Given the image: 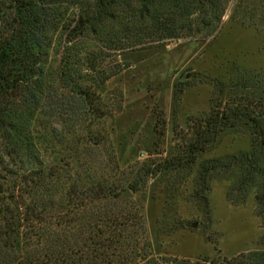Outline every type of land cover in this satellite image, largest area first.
Wrapping results in <instances>:
<instances>
[{"label": "rangeland", "instance_id": "1", "mask_svg": "<svg viewBox=\"0 0 264 264\" xmlns=\"http://www.w3.org/2000/svg\"><path fill=\"white\" fill-rule=\"evenodd\" d=\"M186 1H197L185 20L193 30L186 38L158 44L145 35L144 44L119 56L100 52L95 40L84 41L70 62L73 70L82 60L95 69L80 76L86 98L76 96L62 77L68 55L56 43L44 63L42 103L22 122L23 167L31 180L44 181V197L55 201L53 208L48 205L52 221L68 209L58 201L68 202L70 192H109L127 202L118 208L122 219L103 226L107 235L109 225L111 231L115 223L127 227L118 264H224L264 250L258 245L257 187L248 183L227 198L240 176L247 177L246 164L210 173L205 189L197 182L206 162L233 163L232 157L250 151L246 126L222 133L193 164L181 161L194 121L210 110L215 83H239L238 91L223 95L225 102L234 95L264 96V0ZM8 5L0 0V7ZM108 69L120 72L89 88ZM259 166L264 169V149ZM126 191L129 198L122 201ZM78 198L96 225L117 208L111 197Z\"/></svg>", "mask_w": 264, "mask_h": 264}, {"label": "trees", "instance_id": "2", "mask_svg": "<svg viewBox=\"0 0 264 264\" xmlns=\"http://www.w3.org/2000/svg\"><path fill=\"white\" fill-rule=\"evenodd\" d=\"M6 2L9 3L7 7H0V264H118L117 254L127 227L115 223L111 231L109 225L107 235L103 226L122 219L123 214L118 208L127 202L116 201L109 192H94V195L70 192L66 195L68 202L63 198L58 201V205L68 209L57 216L59 222L52 221L48 205L52 204L53 208L55 201L45 198L44 181L34 182L28 176V169L23 167L26 148L25 127L22 125L24 115L36 113L42 103L44 63L48 51L56 43L62 46V53L68 55L62 77L71 84L76 96L86 98V85L80 82V76L95 72V69L82 60L73 70L70 62L84 41L95 40V48L100 52H113L114 56H119L144 44L145 37L158 44L186 38L193 30L191 23L185 24V20L193 7L196 8L197 1L192 4L186 0ZM219 13L218 21L223 11ZM119 72L113 69L102 71L100 81L89 88L104 84ZM246 83L243 80L240 85ZM238 84H214L210 110L204 118L194 121L190 139L182 149L184 157L181 161L193 164L222 133L240 125L246 126L250 151L240 158L232 157L233 163L206 162L198 171L197 182L205 189L210 173L227 172L232 164H246L247 177L240 176L239 185L229 189L227 198L235 188L240 192L248 183L257 187L255 215L261 221L262 230L258 245L264 247V169L259 166L264 149V96L256 98L255 93L234 95L225 102L223 95L238 91ZM23 171L25 173H21ZM85 195H91L96 202L111 197L117 208L104 220L100 218L96 225L85 216L86 207L78 203V196ZM59 226L63 227V233L52 231L53 227ZM93 233L98 238L94 242ZM223 261L224 264H264V250L250 253L242 261L233 258Z\"/></svg>", "mask_w": 264, "mask_h": 264}, {"label": "water", "instance_id": "3", "mask_svg": "<svg viewBox=\"0 0 264 264\" xmlns=\"http://www.w3.org/2000/svg\"><path fill=\"white\" fill-rule=\"evenodd\" d=\"M128 198H129V192H128V191L124 192V193L121 195V197H120V199H121L122 201H125V200L128 199Z\"/></svg>", "mask_w": 264, "mask_h": 264}]
</instances>
